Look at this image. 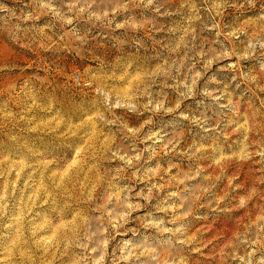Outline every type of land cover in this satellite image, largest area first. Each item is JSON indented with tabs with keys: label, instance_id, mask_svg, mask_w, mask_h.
I'll use <instances>...</instances> for the list:
<instances>
[{
	"label": "clouds",
	"instance_id": "1",
	"mask_svg": "<svg viewBox=\"0 0 264 264\" xmlns=\"http://www.w3.org/2000/svg\"><path fill=\"white\" fill-rule=\"evenodd\" d=\"M198 2L182 0L173 12L165 7L168 0H59V6L57 0H28L27 4L0 0V44L49 59L74 54L83 69L68 76L70 88L57 89L55 97L46 101L47 113L56 111L53 119L61 120L69 131L64 138L52 140L46 151L58 158L43 166L59 169L72 158L79 144L74 121H81L78 131L84 135L92 124L107 133L97 132L91 142L94 147L76 153L77 163L62 174L46 177L50 212L64 211L69 201L79 209L52 237L35 238L44 225L32 227V235L26 236L25 224L35 223V217L27 219L30 206L4 223L11 194L0 195V264L42 260L63 264L62 257H71V264H107L108 259L111 264H185L187 252H200L204 246V229L193 231L197 223L213 214L233 215L249 207L254 197H264L259 190L264 188V125L260 123L264 100L259 106L255 103L256 93H264V0H205L211 4V22L202 18ZM226 9L233 10L231 19L218 23L216 17ZM135 10H141L142 19L132 14ZM181 11L179 22L158 23L159 18ZM141 30L149 33L151 44L139 36ZM165 32L173 38L158 40L153 35ZM210 32L214 38L202 36ZM58 33L59 41L53 40ZM101 39L108 46L104 50ZM233 58L235 62L226 65L234 73L231 79L211 74L216 62ZM245 62L253 70H244ZM20 63L0 55V77L20 71ZM56 67L40 62L32 70L43 68L44 79L26 80L19 90L9 88V97L20 98L24 105L23 112L10 116L14 134L9 140L14 148L25 134L39 129L32 125L40 114L28 105L43 98ZM63 79L55 77L54 82ZM245 103L248 112L242 114ZM9 107L0 105V110ZM130 120L140 122L133 127ZM233 132L243 141L233 142ZM44 154L29 149L26 155L39 160ZM177 160L188 170L180 168ZM208 161L211 174L202 166ZM249 162L259 167V184L237 200L240 177L228 173ZM174 169H178L175 175ZM34 184L29 174L25 188ZM40 186L44 188L43 181ZM45 223L50 230L52 221ZM241 247L242 256L235 251ZM262 249L264 209L233 235L219 255L222 264L228 258L264 264V255L254 259Z\"/></svg>",
	"mask_w": 264,
	"mask_h": 264
},
{
	"label": "rangeland",
	"instance_id": "2",
	"mask_svg": "<svg viewBox=\"0 0 264 264\" xmlns=\"http://www.w3.org/2000/svg\"><path fill=\"white\" fill-rule=\"evenodd\" d=\"M182 0H168V3L165 5L166 8L175 12L176 9L180 8ZM28 0H24V4H27ZM57 6H59V0H57ZM19 7H23L20 5ZM198 7L201 11L202 18L206 19V22H211L212 17L208 14L209 9L211 8L210 3H205V0H199ZM27 10V9H26ZM132 14H134L138 19L143 18V13L141 10H135ZM150 15V14H149ZM183 15V11L173 15L168 18H159V24L172 25L173 22H179L181 16ZM233 15L232 9H226L222 16H217L216 20L218 23L224 24L228 23ZM124 16L121 15L120 19H123ZM43 23V22H42ZM155 38L158 40L172 39L173 36L169 33H159L153 34ZM139 36L142 39L148 41L151 44V40L149 39V33L141 30L139 32ZM202 36H207L209 39L214 38L215 33H202ZM178 39V37H176ZM60 34L58 33L53 37V40L59 41ZM99 45L101 50H104L108 46L105 44L103 39L99 41ZM95 46V42H94ZM215 46V45H211ZM0 55L3 56L4 59H11L12 61H20L21 63L18 65L20 71L16 73H12L10 75H5L0 77V97H3V100H0V105L10 104V107L7 111L0 110V195H5L10 193L9 199V214L5 217L4 223H9L11 221V216L21 215L22 211L26 210L28 206L31 207V211L28 213L27 219H32L35 217V223L32 225L25 224V227L29 229L26 232V236L32 235L30 229L37 225H44L41 227L39 232L36 234V239H41L43 237H52L55 233H57V229L59 226L64 224L67 221H72L76 211L79 209L74 208L69 201V207L64 211H55L50 212V205L47 201H49L48 195V184L50 180L46 179V177H51L53 174L60 172L62 174L63 169L68 167L70 164L77 163L76 153H79L81 149H84L86 152L90 147H94L91 143L95 139V135L97 132L107 135L105 129H97L95 124H92L91 127L88 128V135H84L83 133L78 131V126L81 124L80 120H76L73 122V129L76 132L75 138L79 139V144L75 148L73 156L70 160H65L64 164L61 168H57L54 165H49L47 168L43 166L44 162L47 160L57 159L53 154H50L46 149H48L53 139H62L64 138V134L69 131L67 127H64L61 120H54L53 118L56 116V111H53L50 115L47 113V100L51 97H55L56 90L61 89L65 90L70 88L72 85L68 83L67 78L73 71H82L79 62L75 59L73 55H62L55 56L49 59L47 56L41 55L39 52H33L32 55H27L22 51H17L11 48H8L7 45L0 44ZM42 62L44 65L51 67L52 65H58L54 69L55 76L53 79L48 80L46 85L47 91L44 93L43 98H37L34 102L29 103L28 108L35 114L39 113L40 115L36 118V123L32 125L33 128H37L39 125V129L30 134H25L23 138L20 139L19 144L13 147L12 143L9 140L10 135L14 134L11 132L12 121L10 119L11 115H14L17 111L23 112L24 105L20 98L11 99L9 97V88H16L19 90L24 86V81L40 77V79H44V76L41 73H44L43 68H37V70H32L34 66L39 65ZM235 62L234 58L227 61H218L214 64L213 69L211 70V74L220 73L217 77L218 79H223L227 77L231 79V75L234 73H229L226 69V65L229 63ZM84 67H91V65H84ZM67 69L65 72L64 69ZM242 68L244 70H253V66L250 63H242ZM135 75V73H133ZM64 77L63 80L56 81L55 77ZM19 81V83H17ZM226 82V81H225ZM131 83V79L129 80V84ZM124 87H128V85H124ZM84 89H81V94L84 93ZM61 97L63 96V91L60 93ZM260 100H264V93H256L255 103L259 106ZM35 105H39V107H34ZM188 107V104H185V108ZM248 107L247 103L244 104V107L241 109L242 114H247ZM147 118V117H145ZM86 119V118H85ZM140 121H136L133 123L130 120V126H138ZM262 125H264V121H260ZM60 128H63V131H59ZM44 129H48L45 131ZM53 130H55V135L53 134ZM74 137L69 136L67 139L71 140ZM255 138V137H253ZM243 141V136L239 135L235 132L232 134V140ZM190 143L191 141H187ZM143 146V145H141ZM29 149L34 152H42L45 153L39 160L35 158H29L26 154ZM258 159V158H257ZM163 162V161H162ZM180 165L184 171H187L188 168L184 163L177 160L175 161ZM117 162H113V166L118 165ZM24 165H33L32 168L24 167ZM39 165V167H36ZM211 161L203 164L202 166L209 170L211 174L213 169L210 167ZM165 166L166 163H165ZM89 168L91 165L89 164ZM178 169L173 170V175L176 174ZM19 173L20 179H17V174ZM31 175L35 180V184L31 188H25L24 181L27 180L28 175ZM97 175L100 174L99 168H97ZM233 174L240 177L237 181V184L240 188V191L236 194V199L239 200L240 197L248 196L249 192H251L253 187H256L259 184L260 173L259 167L253 165L252 162H249L247 165L242 166L238 169L234 168L232 171L228 173V176H232ZM43 181L44 188H41V182ZM155 182V181H154ZM163 182V181H161ZM59 183V181H57ZM227 178L223 181V185L221 187V193L223 192V188L227 187ZM261 192H264V188L259 189ZM35 196L34 200H29L28 197ZM14 202V203H13ZM14 211H11L13 210ZM63 208V205H61ZM264 209V197H254L249 204V207L236 212L230 216H218V215H210L207 220L201 221L196 224V229L203 228L204 232L201 239L204 241V246L201 248L200 252H187L185 264H222L220 258V250L225 247V245L229 244L232 240L233 235L238 231H243V226L250 222V220H254L257 216L261 214V210ZM207 211V210H205ZM37 213L40 215L37 216ZM51 220L52 226L49 230L45 221ZM20 224L16 225V228H19ZM67 231V228L63 229ZM13 239L16 237V231L13 229L12 232ZM11 243V241H10ZM34 246V245H33ZM115 247L113 244L109 248V256L111 255L112 248ZM226 251L228 249H225ZM21 252L31 254L30 249L21 248ZM62 251V249L60 250ZM238 255H244V248L235 250ZM260 255H264V249L255 257L254 259H258ZM51 259V257H48ZM63 264H71V257H62ZM29 264H32V261H29ZM40 264H47V260H42ZM53 264H57V262H53ZM107 264H111V260L108 259ZM223 264H242V261L232 260L228 258L226 262Z\"/></svg>",
	"mask_w": 264,
	"mask_h": 264
}]
</instances>
